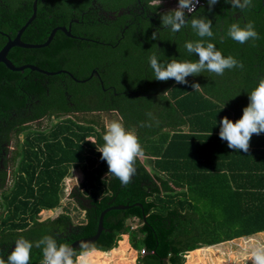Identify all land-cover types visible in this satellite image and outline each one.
<instances>
[{"label":"trees","instance_id":"1","mask_svg":"<svg viewBox=\"0 0 264 264\" xmlns=\"http://www.w3.org/2000/svg\"><path fill=\"white\" fill-rule=\"evenodd\" d=\"M97 1L118 11L133 0ZM173 1L177 0H162ZM201 1L192 17L212 21L214 36L205 41L243 67L222 76L204 71L187 77L183 85L171 79L156 81L149 57L155 54L161 64L172 59L198 61L184 47L185 42L200 39L190 22L176 33L156 28L159 36L153 40L154 23L148 22L138 33L126 28L133 21L130 15L114 22L91 16L96 15L87 9L91 0L37 2L35 18L21 34V42L43 44L54 28L72 20L78 21L71 23L76 38L57 30L46 47H13L7 59L15 67L66 70L78 83L67 74L10 71L0 63V154L7 153L2 144L14 143L9 159L0 155V165L12 168V183L0 196V257L5 261L22 237L34 245L29 264H41L42 249L35 244L44 236L68 245L90 238L100 213L120 205L129 208L104 215L103 231L93 245L96 251L109 252L127 236L131 249L138 252L137 264H184L188 252L192 264L203 248L264 233V133L252 136L247 153L229 149L219 137L220 121L241 118L248 94L264 78V6L261 0H252L246 16L236 20L228 17L236 9L225 0L211 9L207 0ZM169 3L145 6V14L154 15ZM22 8L7 17L0 11V50L31 17L30 4ZM157 20L161 27L160 17ZM248 22L259 39L239 44L227 37L232 23L244 27ZM104 63H108L101 77L104 87L112 81L117 96H107L93 84L95 79L81 83ZM193 84L201 88L195 90ZM96 112L114 113L139 138L144 156L137 160L136 174L127 186L115 177L106 178L107 163L96 149L103 144L105 125ZM76 113L83 115L65 117ZM43 119L46 125L37 127L35 121ZM90 138L94 143L87 141ZM73 172L80 175L79 193L72 192L69 202L82 213L81 221L74 223L65 207L55 218L39 221L40 213L60 207L64 180ZM5 180L6 173L0 170V190ZM80 198L90 204L83 205ZM126 247L120 243L121 250Z\"/></svg>","mask_w":264,"mask_h":264},{"label":"clouds","instance_id":"2","mask_svg":"<svg viewBox=\"0 0 264 264\" xmlns=\"http://www.w3.org/2000/svg\"><path fill=\"white\" fill-rule=\"evenodd\" d=\"M153 2L159 7L162 0H153ZM225 2L240 11L252 6V0H225ZM198 3L199 0H178L176 9L160 17L163 28L173 33L179 32L190 22L191 29L200 39L185 42L184 47L190 55H197L198 61L181 62L172 59L167 64H161L153 54L149 57V66L156 81L167 82L171 79L183 85L188 83L187 77L198 76L204 71L222 76L226 70L243 67V64L232 56L224 57L214 43L205 41L204 38L210 41L214 36L211 20L204 17H192L190 21L187 19V15L195 11ZM207 3L211 9L219 3V0H207ZM158 35L159 31L153 32L151 38L155 40ZM226 35L239 44L259 39L252 22H248L244 27L232 23ZM191 86L195 90L201 88L199 84ZM248 99L249 104L243 108L241 118L233 122L224 117L220 121L219 130L220 139L227 142L229 149L244 153L249 152L252 136L264 133V78H261L258 85L248 94ZM102 140V146L96 149L101 154V160L107 163L106 178L115 177L122 186H127L136 174L137 160L144 156L135 130L126 129L119 119H109L105 122ZM87 141L94 143L91 138ZM33 246V242L25 238L15 240L14 250L8 255L7 261L0 257V264H29ZM35 246L42 249L41 264H89V258L96 251L92 242H81L77 254L76 250L67 243L58 244L57 239L47 235L36 242ZM249 259L251 264H264V244L255 242Z\"/></svg>","mask_w":264,"mask_h":264},{"label":"flooded vegetation","instance_id":"3","mask_svg":"<svg viewBox=\"0 0 264 264\" xmlns=\"http://www.w3.org/2000/svg\"><path fill=\"white\" fill-rule=\"evenodd\" d=\"M31 1L32 2H30V0H0V11L3 12L5 17H7L9 14H11L10 12L11 11L13 12L15 9L17 10V12L18 11L20 12L23 9L22 6L24 7L25 4H30V6L33 9V4L36 1V7H37V2L39 0H31ZM147 1L148 0H133L131 3H127V5L125 7L120 8V10L116 11L115 9L110 8L107 5L100 4L97 0H91V6L89 8H87V9L92 11V12L95 11L96 15L92 14L91 16L102 17L103 19L108 18V19L112 20L113 22L117 21L118 17H123V15H130L131 18L133 17V21L130 20L132 22L129 21L130 25L128 27H126V28H129V27L133 28L134 30H137L138 33L145 29V27H146L145 25L146 24L148 26V22L154 23L155 29H152L153 31H157V29L159 31H162L164 29L163 26L159 27L158 25H156L157 17H161L162 14H166L168 11H170L169 10L170 7L172 8L175 3H174V1L170 2V3L169 2H162L161 4H165V5H167L166 3H169L168 4L169 6H167V7L163 6L160 10H158V12L156 14L153 15V14H145V9L144 8H145V6H151L152 7V6L156 5V4L153 2V0L150 1V2H147ZM263 3H264V0H263ZM261 4H262V0H261ZM223 6L226 9H230L225 2L223 4ZM198 9L199 8H197L193 13L188 14L190 16L187 15V17H192L197 12ZM247 9H249V8H247ZM244 11H246V9ZM244 11H240V10L236 9L231 14H229L228 17H234L236 20H239V19H241V17H245L246 16V15H244ZM83 17H85L84 13L81 15V18H83ZM135 17H139V19H137V21H135L134 20ZM188 20H189V18H188ZM72 22L73 23H77L78 21L77 20H72L71 22H69V24L67 26H64V27L61 26V27H57V28H54V29L59 30L60 28H65L66 30H69V32L71 34V23ZM81 24H83V23L81 22ZM14 38H12V39L9 38V39L13 40ZM69 38H76V37L71 34V37H69ZM9 39H7V41ZM32 45H34V44H32ZM28 66H33V65H28ZM107 68H108V63H104L103 65H101V67H99V65H98L95 69H92L90 71V73L88 74L86 79L81 80V83H85V82H87L89 80L95 79V80H92L93 84L95 86H100L102 88V91L104 93H107V96L110 95V93H112V95H114V96H117V92H116L117 90L112 85V81L111 82L107 81V85H106V87H104L105 83L101 79V77L104 76V74L106 73V69ZM58 72H62L63 74H67V76L69 78H71L72 80H74L75 82L78 83V80L76 78H74L73 75L70 72H68L66 70H61V71H58ZM74 115L78 116V117H82L83 114H79V113H76V114H73V115L68 114L65 117H67V118L73 117L74 118ZM94 115L98 116L100 118V120L103 117L104 118L105 117H109V118H113L114 117V113H111V112H107V113L96 112V113H94ZM46 123L47 122L45 121V119L35 121L36 126L37 127H41V128H43L46 125ZM38 125H40V126H38ZM2 147L7 148V153L5 154V152L2 151L0 155L1 156L6 155V158L9 159L11 157V152L14 150V143L12 141H10L9 144H2ZM0 164H2L1 160H0ZM0 170H4L5 173H6V180H5L3 186H2V188L0 190V196H1L2 193L7 192L10 184L12 183V179H11L12 168L10 167V165H6L4 167L2 165H0ZM76 189H77V187L72 192L77 193L78 191H76ZM78 201L80 203H82L83 205H86V206L90 204V202L89 203L87 202L88 200L83 199V198H80ZM13 249H14V246H12L8 251L10 252Z\"/></svg>","mask_w":264,"mask_h":264},{"label":"rangeland","instance_id":"4","mask_svg":"<svg viewBox=\"0 0 264 264\" xmlns=\"http://www.w3.org/2000/svg\"><path fill=\"white\" fill-rule=\"evenodd\" d=\"M109 119H118V118L116 116H114L113 118L103 117L101 119V122L105 125L106 120ZM79 181H80L79 173L73 172L71 176L68 179H66V181L63 184L64 196L63 199L61 200L60 207L51 212L49 211L42 212L41 213L42 215L40 214L38 220L44 221L48 219H53L60 213L61 208L65 207L66 211L72 217L74 223L81 221L82 213L78 210V208H76V205L73 202L71 201L69 202L70 194L78 186ZM65 195L68 196L65 197ZM134 225L136 226V223H134L133 226ZM255 242L264 244V233L252 236L250 238L236 239L230 241L229 243L216 245L214 247H211L210 250L203 248L201 252H199L194 256L197 259H195L192 264H251V261L249 259V254ZM124 243L126 246L127 243L126 242ZM122 251H125V249L124 250H121V248L117 250L114 249L112 252L109 253L107 252L108 254L105 253L103 257H97L94 254L92 257L89 258V264L107 263V261L110 259L114 260L117 264H120L121 262H124V260L128 258L127 255H123ZM185 262L186 264L189 263V259L187 258V256L185 258Z\"/></svg>","mask_w":264,"mask_h":264},{"label":"water","instance_id":"5","mask_svg":"<svg viewBox=\"0 0 264 264\" xmlns=\"http://www.w3.org/2000/svg\"><path fill=\"white\" fill-rule=\"evenodd\" d=\"M262 6H264L263 0H262ZM35 13H36V1L33 4V9H32V15L31 17L27 20V22L24 24V26L17 32L15 38L13 40H8L6 42V44L2 47V49L0 50V63H2L3 65H5V67L7 69H9L10 71H17V72H22L26 69L32 70V71H36L39 72L41 74L44 75H56V74H60L62 72H47V71H43L38 69L37 67L34 66H28V65H24L21 67H15L8 59H7V54L9 52V50L13 47H18V48H27V49H35V48H43L46 47L47 45H49V43L51 42L52 38L54 37L55 32L57 31V29H54L51 31V33L49 34L48 38L46 39V41L43 44H39V45H31V44H25L23 42H21L20 40V36L23 33L24 29L32 22V20L35 18ZM190 16V15H188ZM189 17H187L188 19ZM59 30H61L67 37H71V34L69 32V30H66L65 28H60ZM83 82V81H82ZM88 203L90 202L89 200L87 201ZM134 206L140 207L139 204H135ZM128 206H114V207H109L107 209H105L104 211H102L100 213L99 219H98V226H97V230L94 236L90 237V238H85V239H80L77 240L73 243H71L69 246H71L74 250L79 249L80 248V244L81 242H92L93 244L97 241V239L99 238L101 232L103 231V226H102V222H103V217L104 215L111 211V210H126L128 209Z\"/></svg>","mask_w":264,"mask_h":264},{"label":"crops","instance_id":"6","mask_svg":"<svg viewBox=\"0 0 264 264\" xmlns=\"http://www.w3.org/2000/svg\"><path fill=\"white\" fill-rule=\"evenodd\" d=\"M208 4V3H207ZM175 5V4H174ZM174 5H173V7L171 8L170 7V11L171 10H174L175 9V7H174ZM49 212H51V211H49ZM260 234H263V233H260ZM259 235V234H258ZM121 242H126L127 243V247H126V249H125V251H122L123 252V255H127L128 256V258L126 259V260H124V262H121L120 264H133V261L135 260V253H136V251H134L133 249H131V247H130V245H129V242H128V237L127 236H123L122 237V240L121 241H119L118 242V244L119 245H117V248H115V250H117V249H119L120 248V243ZM209 248H211V247H209ZM114 250V249H113ZM113 250H111V251H109V252H112ZM108 252V253H109ZM105 253L106 254H108L107 252H99V251H95V255L97 256V257H103V255H105ZM127 253V254H126ZM190 253V252H189ZM187 254L188 253H186V255H185V258H186V256H187ZM92 259V258H91ZM131 259V260H130ZM104 260H105V258H104ZM100 264H117L114 260H108L107 261V263H100ZM184 264H186V262L184 263Z\"/></svg>","mask_w":264,"mask_h":264},{"label":"built area","instance_id":"7","mask_svg":"<svg viewBox=\"0 0 264 264\" xmlns=\"http://www.w3.org/2000/svg\"><path fill=\"white\" fill-rule=\"evenodd\" d=\"M202 5H203V2L199 0V3L197 4L196 9L199 8V7H201ZM177 6H178V0L176 1L175 5H174L175 9L177 8ZM67 196L65 195V197H67ZM242 239H244V238H242ZM144 254H145V252L143 250L140 251V255H144ZM137 258H138V252L135 253V260L133 261V264H137Z\"/></svg>","mask_w":264,"mask_h":264}]
</instances>
